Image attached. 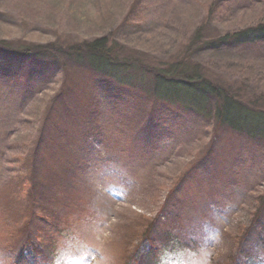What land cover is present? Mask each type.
<instances>
[{"label": "rangeland", "instance_id": "obj_1", "mask_svg": "<svg viewBox=\"0 0 264 264\" xmlns=\"http://www.w3.org/2000/svg\"><path fill=\"white\" fill-rule=\"evenodd\" d=\"M261 22L264 0H0L6 47L63 49L107 38L121 61L158 70L185 59L264 113V48L209 45ZM128 74L130 82L116 86L65 54L0 56V264H15L25 249L37 264H125L156 225L177 240L158 254L160 264L225 263L222 254L251 218L246 198L264 193L263 130L253 123L215 136L211 99L201 111L161 107L143 96L152 79L141 83L136 68ZM33 152L41 156L36 183L22 165ZM189 163V182L175 189ZM167 203L174 215L166 227ZM259 249L254 264H264Z\"/></svg>", "mask_w": 264, "mask_h": 264}, {"label": "trees", "instance_id": "obj_2", "mask_svg": "<svg viewBox=\"0 0 264 264\" xmlns=\"http://www.w3.org/2000/svg\"><path fill=\"white\" fill-rule=\"evenodd\" d=\"M214 3V2H213ZM212 3V4H213ZM198 37L194 38L193 41H197ZM217 44L219 46L224 45H256L259 44L264 48V22L256 24L254 27L244 29L242 31L234 32V34L223 35V37L215 39L209 45ZM7 47L0 41V56L1 57H13L18 60L24 58L25 60L31 61V59L36 58H47L52 55L61 53L69 57H72L73 61H78L88 68L92 69L95 74L99 75L102 80H110L116 86H123L130 82L129 71L136 68L139 72V78L142 83L145 78L152 79V84L150 88H143L144 94L147 98H152L162 107L168 109H173L175 107H186L191 110L201 111L205 108L204 102L206 99H211L212 104L215 105L213 112V130L212 134L216 136L218 130L228 129L232 132L238 133L242 132L244 129L247 130L249 125L253 126L256 130H263L264 132V113L260 110H256L249 104L248 100H245L241 93L229 91V87H221L217 84H212L204 74H201L196 70L195 66H188L185 59L182 62H175L171 64L170 67L155 69L151 66L143 65L141 62H131V61H121L117 58V50L112 51L109 46V41L107 38L96 39L93 42L84 43L80 46L73 45L66 48H54L49 45H42L41 47H33L35 51L27 50H14ZM9 47V48H8ZM181 63V64H180ZM127 76V77H126ZM139 81V82H140ZM130 84L127 86L129 87ZM190 98V99H189ZM191 100V105L187 104L186 100ZM196 101V102H194ZM194 102V103H193ZM211 102V101H210ZM147 124L152 122V118L147 117ZM46 121L48 122V117L46 115ZM208 142L206 145H208ZM145 149V148H144ZM206 151L203 152L202 156H206L207 153L211 151L210 144L205 147ZM141 151V150H140ZM147 154V152L142 151V155ZM33 157L31 156L25 160L23 166H27L28 172H34V183H36L37 174L40 171L38 168L41 165L40 157L36 152H33ZM43 158H41V162ZM40 164V165H39ZM195 168V163H189L185 172L180 170V176L177 179V186L186 185L190 178L191 173ZM70 174V173H67ZM70 182H77L72 174L68 175L66 178ZM71 189V187H69ZM67 189V190H69ZM170 196L176 197V194L169 192ZM255 193L250 194L246 199L250 202L249 208L250 212L248 217L250 218L248 226L243 229V234L241 239L237 242L231 243L229 250L222 254V259L224 264H254L258 262L262 256L255 255L254 252L260 253V246H264L261 243L264 236V225L260 224L264 217V193L262 196H254ZM253 195V196H252ZM251 198V199H250ZM259 200V201H257ZM255 203L258 204L255 208ZM168 204V203H167ZM246 204V203H245ZM166 205V204H165ZM163 205L159 211V214L163 215ZM170 207V209H169ZM173 206L168 204L166 208V222H163V226L170 225V215L173 216L172 211ZM263 208V209H262ZM262 209V210H260ZM160 221V217L158 218ZM58 225L52 223L49 224L48 228H57ZM46 229H43L45 232ZM33 234L31 231H28ZM37 232H35L36 235ZM49 235V234H48ZM51 239V238H50ZM38 241V236L36 239ZM260 240V241H259ZM50 241V240H49ZM128 243V242H127ZM126 243V244H127ZM147 243L149 250L144 249V245ZM51 242L49 244V251L51 247ZM139 244V245H138ZM177 240L172 236H164L160 232V226H152L148 231L136 243V246L132 249L131 253L128 255V251L124 255L125 264H160L158 261V254L164 252L165 250H172L176 248ZM25 246H23L24 248ZM146 247V248H147ZM53 248V246H52ZM178 248V247H177ZM193 246L181 245L178 249H186L192 251ZM32 249H34L32 247ZM19 251L18 262L24 264H37L36 256L33 257L29 255L28 250ZM151 252L156 253L155 256L151 257ZM35 253V252H34ZM37 254V253H36ZM21 263V264H22ZM219 264V263H217Z\"/></svg>", "mask_w": 264, "mask_h": 264}]
</instances>
